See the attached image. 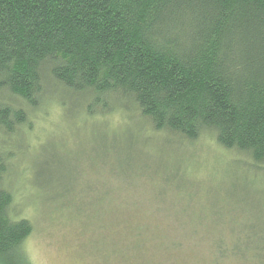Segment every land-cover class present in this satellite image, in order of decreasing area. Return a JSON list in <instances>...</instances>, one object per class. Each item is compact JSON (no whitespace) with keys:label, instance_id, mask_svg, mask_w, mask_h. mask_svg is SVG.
Returning <instances> with one entry per match:
<instances>
[{"label":"trees","instance_id":"16d2710c","mask_svg":"<svg viewBox=\"0 0 264 264\" xmlns=\"http://www.w3.org/2000/svg\"><path fill=\"white\" fill-rule=\"evenodd\" d=\"M64 95L89 117L135 114L154 134L210 135L263 165L264 0H0V135ZM3 138L0 264H29L33 226L3 186ZM228 255L264 264L233 248L215 262Z\"/></svg>","mask_w":264,"mask_h":264},{"label":"rangeland","instance_id":"374dc122","mask_svg":"<svg viewBox=\"0 0 264 264\" xmlns=\"http://www.w3.org/2000/svg\"><path fill=\"white\" fill-rule=\"evenodd\" d=\"M64 98L0 135L12 211L33 226L29 264H254L216 263L223 248L264 257V164L210 135L179 143L135 114L89 117Z\"/></svg>","mask_w":264,"mask_h":264}]
</instances>
